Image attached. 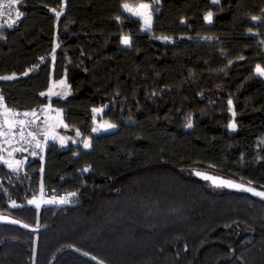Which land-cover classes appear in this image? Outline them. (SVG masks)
Masks as SVG:
<instances>
[{
	"label": "trees",
	"instance_id": "16d2710c",
	"mask_svg": "<svg viewBox=\"0 0 264 264\" xmlns=\"http://www.w3.org/2000/svg\"><path fill=\"white\" fill-rule=\"evenodd\" d=\"M139 2L153 3L147 33L122 8ZM22 8L0 36V75H15L0 80L4 103L31 110L64 79L68 94L50 102L90 147L49 141L22 174L0 163V214L43 227L0 223V264H264V201L187 172L264 189V0ZM95 108L115 127L94 133ZM40 185L73 191L75 205L28 203Z\"/></svg>",
	"mask_w": 264,
	"mask_h": 264
},
{
	"label": "built area",
	"instance_id": "2783aa9c",
	"mask_svg": "<svg viewBox=\"0 0 264 264\" xmlns=\"http://www.w3.org/2000/svg\"><path fill=\"white\" fill-rule=\"evenodd\" d=\"M23 1L21 0L19 4L13 5L10 9H0V12L3 13L0 15V36L4 31L14 30L20 26L25 15L22 8ZM7 2L8 0H0V4H7ZM17 11L22 13L18 19ZM9 13H11L10 16ZM13 21H15L14 24ZM9 24L13 26L8 27ZM14 76L0 75V77L11 78ZM50 107L53 105L50 101H46L31 110H11L6 107L0 88V163L5 164V161L19 156H26L32 160L43 159L47 145L44 138V121ZM73 193L71 190L55 185H42L40 188V196L51 201L54 205L60 204L62 199L66 201L65 203H74L75 195H72Z\"/></svg>",
	"mask_w": 264,
	"mask_h": 264
},
{
	"label": "rangeland",
	"instance_id": "374dc122",
	"mask_svg": "<svg viewBox=\"0 0 264 264\" xmlns=\"http://www.w3.org/2000/svg\"><path fill=\"white\" fill-rule=\"evenodd\" d=\"M159 1V0H158ZM144 3V4H149L150 7L147 10H141V11H147L151 14V25H152V6L153 3L150 2H139V3H128L130 6H132L133 8H135L136 6H138L139 4ZM123 8V7H122ZM123 11L125 12V14L132 16L134 18H137L141 21V29L143 32L147 33L150 32V30H144V19L141 16H136L133 15L130 12H127L123 9ZM208 14V13H207ZM206 14V15H207ZM208 22V21H207ZM209 23V22H208ZM127 37L130 41V37L128 35H123L121 37L122 43L124 38ZM165 37V36H164ZM164 37H160L161 40L163 41H167V42H171L172 38L171 37H167V39H163ZM130 44V42H129ZM129 44H124V46H129ZM53 57V55H52ZM256 72V69H255ZM258 75V74H257ZM260 76V75H258ZM261 78H264V76H260ZM69 92V86L68 84L65 82L64 79H60V80H52L50 87L47 90V95L49 98V101L52 97H65ZM95 109H99V112H93V128H97L98 131H93L94 133L99 132V131H107V127H106V123L109 124L108 122H106L104 119H99L98 115H101L102 112V108H95ZM233 114V112H231ZM233 120H231L229 122V130L233 131L234 129L232 127H230L231 124H233ZM65 123L64 120L62 118V111L60 108H57L55 106L50 107L47 111V115L45 117V121H44V138L46 140V142H55L61 146H65L66 142L68 140H72L74 143L76 144H81V146L84 147V143L87 142L89 144L90 147V139L89 137H83L82 135H77V131L74 134H69L67 132V128L65 127ZM101 125H105V127H101ZM61 137L64 138V142L61 143ZM87 147V149L89 148ZM29 157L26 156H19L16 158H11L8 160L9 163H11L12 167H9V163H5V165H7L11 170H13L16 174H22V170L24 169V166L27 162V159ZM19 161V163L17 164L16 162ZM199 170H187V172L194 176V177H200V175H197ZM209 186H212L214 188H220V186H217L213 183H211L209 181ZM40 188L41 185L38 187V189H36V191L32 192L31 196L27 197V202L30 203V201H32V203L35 206H40L42 204H52L51 201L43 198L40 196ZM11 204H13V202H10Z\"/></svg>",
	"mask_w": 264,
	"mask_h": 264
},
{
	"label": "snow or ice",
	"instance_id": "6c2138e0",
	"mask_svg": "<svg viewBox=\"0 0 264 264\" xmlns=\"http://www.w3.org/2000/svg\"><path fill=\"white\" fill-rule=\"evenodd\" d=\"M21 2V0H8L7 4H0V9H3V8H12L13 5H16V4H19ZM155 2H158V0H155ZM213 2H218V0H213ZM123 9L127 12H130L132 13L133 15H136V16H141L143 17L144 19V30H150L152 25H151V14L147 11H141V10H147L150 5L149 4H144V3H141L139 4L138 6H136L135 8H133L132 6H130L128 3H124L122 5ZM55 11V10H53ZM3 13L0 12V15H2ZM61 13L60 12H56V15L57 17H59ZM11 15V13H9V16ZM17 15V19L20 17V15H22V13L18 12L16 13ZM205 20L208 21L209 23L212 22V13L209 12L205 17ZM117 19H119V17H117ZM253 20H257L258 17H252ZM15 23V21H13V24ZM8 27H12L13 25L12 24H9L7 25ZM163 39H167V37H164ZM129 39L127 37L124 38L123 40V43L124 44H129ZM241 59H243V57H241ZM256 73L260 76H264V67H261L260 65H257L256 66ZM11 77H0V79H10ZM229 104H231V101H229ZM100 110L99 109H93V112H99ZM25 115H28V113H25ZM233 115H235V113H233ZM7 123V120L5 121ZM23 123V122H21ZM188 127H191V123H189L187 125ZM65 127H67V125H65ZM101 127H105V125H101ZM106 127L107 128H113L115 127V125L113 124H107L106 123ZM230 127H232L233 129L236 127L235 123L231 124ZM92 131H98L97 128H93ZM31 135V133H30ZM77 135H80L79 131H77ZM61 143L64 142V138L61 137ZM39 146V145H37ZM84 147L87 148L89 147V144L87 142L84 143ZM5 163H9L8 161H5ZM17 164L19 163V161L16 162ZM9 167H12L11 163H9ZM88 169H84V171H87ZM197 175H203L202 173H197ZM205 179H212V180H216V178L214 177H209V176H204ZM221 184H226L227 186L229 187H236V188H241L242 186L239 185V184H234L232 183L231 181H224V180H221L220 181ZM247 191H250V192H254V189L252 188H247L245 189ZM255 195L257 196H261V197H264V192H255L254 193ZM72 195H75V193H73ZM61 203H65L66 201L65 200H61L60 201ZM30 203H32V201H30ZM25 227H27V225H25ZM85 255H87V253H85Z\"/></svg>",
	"mask_w": 264,
	"mask_h": 264
},
{
	"label": "water",
	"instance_id": "95a60500",
	"mask_svg": "<svg viewBox=\"0 0 264 264\" xmlns=\"http://www.w3.org/2000/svg\"><path fill=\"white\" fill-rule=\"evenodd\" d=\"M198 173H202L203 174V175H200V177H202V178H204V176H209V177L216 178L215 181L212 180V179H206V180L210 181L211 183H213V184H215L217 186L224 187V188L229 189V190L245 192V193L251 194L252 196L264 201V197L257 196V195L254 194L255 192H264V189H260V188H257L255 186L251 185V184H248V183H245V182H241V181H238V180L226 177V176H222V175H218V174H215V173L207 172V171L199 170ZM221 180L231 181L232 183L239 184L242 187L241 188L229 187L226 184H221L220 183ZM247 188L254 189V192H250V191L245 190ZM73 205H75V203H60V204H57L56 208L58 209V208H61V207L73 206ZM0 223H8V224L20 226V227H22V228H24L26 230H31V231H37V230H40V229L43 228V227H40V226H33V225H30V224H27L26 222H24V221H22L20 219L14 218V217H12L10 215H7V214H0ZM25 225H27V227H25Z\"/></svg>",
	"mask_w": 264,
	"mask_h": 264
},
{
	"label": "crops",
	"instance_id": "0c3cea01",
	"mask_svg": "<svg viewBox=\"0 0 264 264\" xmlns=\"http://www.w3.org/2000/svg\"><path fill=\"white\" fill-rule=\"evenodd\" d=\"M121 43H122V40H121ZM122 45H123V43H122ZM52 55H53V54H51L50 57H52ZM58 80H60V79H58ZM51 82H52V80L50 81V84H51ZM50 84H49V87H50ZM61 111H62V110H61ZM109 124H110V123H109ZM111 129H112V128H108L107 131H109V130H111ZM99 132H104V131H99ZM82 147H83V146H82ZM83 148H84V149H87V148H85V147H83Z\"/></svg>",
	"mask_w": 264,
	"mask_h": 264
}]
</instances>
